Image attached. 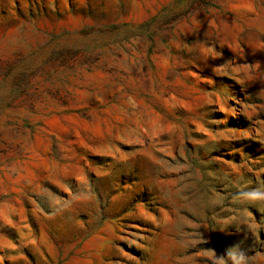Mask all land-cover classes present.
Returning <instances> with one entry per match:
<instances>
[{"label":"rangeland","instance_id":"obj_1","mask_svg":"<svg viewBox=\"0 0 264 264\" xmlns=\"http://www.w3.org/2000/svg\"><path fill=\"white\" fill-rule=\"evenodd\" d=\"M0 264H264V0H0Z\"/></svg>","mask_w":264,"mask_h":264}]
</instances>
